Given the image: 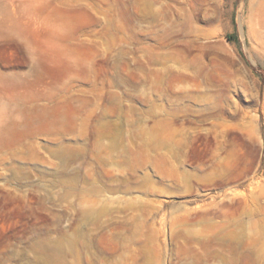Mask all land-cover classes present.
Returning <instances> with one entry per match:
<instances>
[{
    "label": "rangeland",
    "instance_id": "1",
    "mask_svg": "<svg viewBox=\"0 0 264 264\" xmlns=\"http://www.w3.org/2000/svg\"><path fill=\"white\" fill-rule=\"evenodd\" d=\"M248 1L0 0V264H264Z\"/></svg>",
    "mask_w": 264,
    "mask_h": 264
},
{
    "label": "bare ground",
    "instance_id": "2",
    "mask_svg": "<svg viewBox=\"0 0 264 264\" xmlns=\"http://www.w3.org/2000/svg\"><path fill=\"white\" fill-rule=\"evenodd\" d=\"M247 9L248 19L246 21L248 22L249 35L256 47L264 48V0H249ZM225 59L230 62L227 56Z\"/></svg>",
    "mask_w": 264,
    "mask_h": 264
},
{
    "label": "trees",
    "instance_id": "3",
    "mask_svg": "<svg viewBox=\"0 0 264 264\" xmlns=\"http://www.w3.org/2000/svg\"><path fill=\"white\" fill-rule=\"evenodd\" d=\"M228 38H229L230 40H237L235 34H230V35H228Z\"/></svg>",
    "mask_w": 264,
    "mask_h": 264
}]
</instances>
